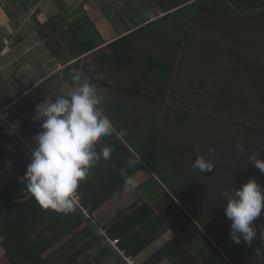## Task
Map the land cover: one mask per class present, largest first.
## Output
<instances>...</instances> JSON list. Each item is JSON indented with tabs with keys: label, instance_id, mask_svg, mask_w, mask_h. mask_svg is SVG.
I'll return each mask as SVG.
<instances>
[{
	"label": "crops",
	"instance_id": "1",
	"mask_svg": "<svg viewBox=\"0 0 264 264\" xmlns=\"http://www.w3.org/2000/svg\"><path fill=\"white\" fill-rule=\"evenodd\" d=\"M5 1L7 6H0L3 120L11 128L19 125L14 132L29 139L31 150L41 131L33 119L37 106L67 97L88 73L97 77L91 82L113 123L112 134L100 139L96 151L114 150L77 189L79 201L92 209L82 207L91 224L77 210L40 206L23 176L27 152L12 136L11 149L0 139V264H238L201 224L195 207L187 206L203 198L200 189L183 185L179 150L170 156L168 138L159 132L176 115L168 109L162 114L160 101L133 92L165 87L152 81L155 72L146 61L165 58L171 49L148 30L170 12L157 0ZM136 30L124 51L117 48L118 40ZM184 59L174 91L176 84L184 90ZM75 64L69 72L80 77L77 83L65 72ZM121 169L135 188L126 185Z\"/></svg>",
	"mask_w": 264,
	"mask_h": 264
},
{
	"label": "trees",
	"instance_id": "2",
	"mask_svg": "<svg viewBox=\"0 0 264 264\" xmlns=\"http://www.w3.org/2000/svg\"><path fill=\"white\" fill-rule=\"evenodd\" d=\"M157 2L164 10H166V12H170L165 19H163L165 20L163 24L168 22L167 24H169V28L174 30V37L171 39V36L169 40L167 38L166 46L171 49L168 51L167 56L162 59H148L146 61V66L149 68L151 67L155 72L152 81L156 84L165 85V89L151 91L145 88L134 87L133 92L145 96L146 98L160 101L162 105V114H165L164 112L168 109V111L173 112V114L177 116L181 106L192 105L176 100L174 89L172 88L177 78L178 69L181 65L182 59L187 53L189 43L192 45L197 37H203L205 40H208L209 38L217 39V41L213 43L214 45L211 46L217 47L219 51L224 49L223 45L226 46V50L224 49V51H222V55L218 61L220 62L219 64H224L229 73V76L226 78L219 79L220 85L222 83L226 84L228 82H233L234 80L238 81L241 78L245 79V81L250 84V87L244 86V88H247L248 90L251 89L250 92L252 95L261 94L258 95L263 102L260 101L262 103L259 112L261 119L254 118L251 111L252 109L242 110L245 108L244 104L239 108L243 112L248 111L246 114H240L238 110L233 111V109L232 111L230 110L228 112L219 113H211L206 109L197 107H189L188 110L196 113L198 112V114L203 117L208 115L215 117V119H223L226 121V124L231 127H236L246 132L250 137V140L241 144L245 149L244 154H241L236 148V145L239 143L234 142L235 148L233 149L237 150L238 154L244 159L246 158L245 160L248 164L249 162L252 163L249 159L250 156H257L260 159H264V92L257 94L255 90L260 81L264 83V0H157ZM222 25L226 26V33H223L220 29L216 28ZM254 30L260 32L259 34H256L255 37L260 42L257 47L254 42ZM136 34L137 30L118 40L116 44L119 43V45H115L117 48H121V50L124 51L125 46L129 45V42H131V39ZM224 42H229L230 45L225 44ZM201 45H204L203 41H201ZM237 49H239V53L232 55V51ZM242 50H246L244 51V54L241 53ZM123 56L124 54L121 52L120 57ZM249 64L251 65V69H249ZM260 66L263 75L259 73ZM77 67L78 64H75L67 67L65 71L73 83H77V80L74 76L75 74H70L69 71L71 68ZM243 71H245V73H243ZM157 73H160V75ZM242 73L244 77L240 78V74ZM91 78L94 82L98 81L96 79L97 77H91L88 73H84V79L91 80ZM15 105H17V103L13 104L12 107ZM12 107L7 108L5 112L7 113ZM0 139H2L3 144H7L10 149L16 146V142L11 135L9 133H3V126L1 125ZM251 141L254 142L250 143ZM3 155L4 154H0V159ZM226 160L227 159L223 160L224 164ZM218 163L220 164L221 161ZM26 166L27 163L23 168V176L25 180H27L25 177ZM258 172L257 183L264 186V173H261L259 169ZM80 203L83 208L88 207L92 210L91 207L84 202L83 198ZM187 206L190 208L191 206L195 207L194 212L199 217L201 224L208 229L218 245L224 248L238 264H253L252 261H254V257L252 256V251L254 249H263L264 251V238L258 239V237L253 239L251 245L246 244L243 239H241L239 244L234 243L233 250L229 249L226 241L227 239L221 235L223 228H225L223 219L215 218V216V219L212 218L213 213L215 212L209 210V208L206 207V204L202 205L203 207L201 208L198 207V204ZM74 212H76V210ZM261 215L254 222L257 225V232L259 234V226L264 225V209H262ZM216 227L219 231H217ZM246 250L250 251L247 255Z\"/></svg>",
	"mask_w": 264,
	"mask_h": 264
},
{
	"label": "rangeland",
	"instance_id": "3",
	"mask_svg": "<svg viewBox=\"0 0 264 264\" xmlns=\"http://www.w3.org/2000/svg\"><path fill=\"white\" fill-rule=\"evenodd\" d=\"M167 23L156 24L148 32L150 35L154 34V36L159 37L164 42H166L167 38L169 40L171 36V39H173L174 30H171ZM216 28L223 33L227 32H225V25ZM254 33V42L257 47L260 42L255 37L260 32L254 30ZM201 41H203L204 45H201ZM216 41L217 39L209 38L205 40L203 37H197L196 44L194 41L192 45L189 43L181 66L182 83H185L184 90L182 88L179 89L176 84L174 95L176 100L192 105L181 106L176 118H167L166 123H163L159 132L163 135L164 140L168 138L166 147L167 150L169 149L170 156L175 158L176 151L177 149L179 150L177 160L182 164L183 185L189 188L199 187V195L203 198L198 201V207L201 208L203 207L202 205L206 204L209 210L215 212L212 218L215 216V218L223 219L225 228H223L221 235L227 239L229 249L233 250L234 242L229 234L231 220L226 217L223 210L226 205V198L220 194L225 189L239 188L249 178H254L257 181L258 168L252 166L250 162L248 164L245 160L246 158L244 159L238 154L237 150L233 149L235 148L234 142L241 145L250 140V137L246 132L226 124L223 119H215V117L208 115L203 117L198 112L190 111L188 108H202L211 113L228 112L233 109V111L238 110L240 114H246L248 111L243 112L239 108L244 104L245 108L242 110L252 109L254 118L261 119L259 112L263 102L258 96L261 94L258 93L264 92V83L260 81L255 89L258 95H252L251 89L244 88V86L250 87V84L241 78L244 77L243 73L245 71H243L240 74V80L220 85L219 79L226 78L229 73L224 64L221 65L218 61L226 46L223 45L224 49L219 51L217 47L211 46ZM224 43L230 45L229 42ZM244 51L242 50L241 53L244 54ZM235 53H239V49L232 51V55ZM249 69H251L250 64ZM259 73L263 75L261 66ZM258 101L262 103L260 102L259 105ZM252 142L254 141L250 143ZM209 148L214 149L213 155L209 154ZM197 157L211 160L214 163L213 171L201 173L199 170L194 169L193 163ZM260 157L263 158L262 156ZM224 159H227L225 164L223 163ZM219 161H221L220 164L218 163ZM207 195L210 196V199H208ZM217 231H219L218 228ZM257 237L258 239L260 237L258 232ZM248 253L250 251L246 250V255ZM252 256L254 257L253 264H264L263 249H254Z\"/></svg>",
	"mask_w": 264,
	"mask_h": 264
},
{
	"label": "clouds",
	"instance_id": "4",
	"mask_svg": "<svg viewBox=\"0 0 264 264\" xmlns=\"http://www.w3.org/2000/svg\"><path fill=\"white\" fill-rule=\"evenodd\" d=\"M101 104L96 85L84 79L67 97L59 96L52 103L37 106L33 119L40 123L41 131L33 138L31 160L26 166L25 177L28 192L43 208L71 211L73 197L89 170L101 158H111L114 149L110 146L96 151L100 139L113 132V123ZM18 127V124L13 125V131ZM236 148L244 154L242 145L237 144ZM208 151L210 155L214 154V149L209 148ZM249 159L251 165L264 173V159L257 156H250ZM136 163L129 161L130 166ZM193 168L201 173L212 172L214 163L197 157ZM121 175L129 188L136 187L134 180L123 169ZM220 195L226 198L223 210L231 220L229 234L232 241L239 244L243 239L251 245L258 230L254 222L264 209V186L249 178L239 188L225 189ZM259 232V238H264V225L259 226Z\"/></svg>",
	"mask_w": 264,
	"mask_h": 264
},
{
	"label": "water",
	"instance_id": "5",
	"mask_svg": "<svg viewBox=\"0 0 264 264\" xmlns=\"http://www.w3.org/2000/svg\"><path fill=\"white\" fill-rule=\"evenodd\" d=\"M0 123H1V125L4 127V128H6L7 130H8V133L21 145V147H23V149L27 152V154L31 157V150L23 143V141L21 140V138L19 137V135L16 133V132H14L13 131V129L11 128V126L10 125H8L4 120H3V118H2V114H0ZM74 204V203H73ZM75 205V204H74ZM76 207V210L77 211H79L83 216H84V218L89 222V223H91L92 224V221H91V219L89 218V214L87 213V212H85L80 206H75ZM93 227L95 228V230H96V232L99 234V235H101L102 237H104V239L105 240H107L106 239V237L104 236V234L100 231V229L97 227V226H95V225H93ZM107 243L109 244V246L115 251V253H117V255H119L118 253L119 252H117L116 251V249H115V247L107 240ZM113 247H112V246Z\"/></svg>",
	"mask_w": 264,
	"mask_h": 264
},
{
	"label": "built area",
	"instance_id": "6",
	"mask_svg": "<svg viewBox=\"0 0 264 264\" xmlns=\"http://www.w3.org/2000/svg\"><path fill=\"white\" fill-rule=\"evenodd\" d=\"M0 6L5 8L7 6L6 1L5 0H0ZM3 133H8V130L6 128H4V127H3ZM19 137L21 138L23 143L29 148V139L27 137H25V136H19ZM30 160H31V157L27 154V162L26 163L28 164L30 162ZM73 203L75 205L73 204V207H72L71 211H75L76 210V207H75L76 205L80 206L82 208V206L80 204V201H79V194L77 192H76L75 196L73 197ZM116 242H117V240L114 241V243H116Z\"/></svg>",
	"mask_w": 264,
	"mask_h": 264
}]
</instances>
